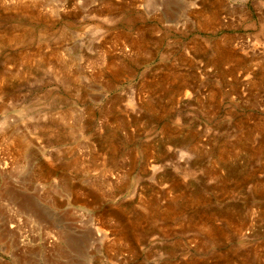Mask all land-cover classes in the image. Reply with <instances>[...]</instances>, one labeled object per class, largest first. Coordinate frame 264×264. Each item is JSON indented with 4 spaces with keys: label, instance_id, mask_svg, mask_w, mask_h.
Listing matches in <instances>:
<instances>
[{
    "label": "rangeland",
    "instance_id": "1",
    "mask_svg": "<svg viewBox=\"0 0 264 264\" xmlns=\"http://www.w3.org/2000/svg\"><path fill=\"white\" fill-rule=\"evenodd\" d=\"M0 264H264V0H0Z\"/></svg>",
    "mask_w": 264,
    "mask_h": 264
},
{
    "label": "bare ground",
    "instance_id": "2",
    "mask_svg": "<svg viewBox=\"0 0 264 264\" xmlns=\"http://www.w3.org/2000/svg\"><path fill=\"white\" fill-rule=\"evenodd\" d=\"M215 14H216V13H215ZM199 15H200V14H199ZM142 44H143V43H142ZM134 45H135V44H134ZM203 46H204V45H203ZM142 47H143V46H142ZM204 47H205V46H204ZM215 48H216V47H215ZM192 49H193V48H192ZM135 50H136V48H135ZM108 61H109V60H108ZM103 62H104V61H103ZM103 62H102V63H103ZM206 63H207V61H206ZM98 65H99V64H98ZM111 66H112V65H111ZM111 66H110V68H112ZM213 66H214V65H213ZM108 67H109V66H108ZM110 68H109V70H110ZM113 68H114V66H113ZM174 69H175V68H174ZM107 71H108V70H107ZM115 71H117V70H115ZM115 71H112L113 74H114ZM171 73H172V72H171ZM182 83H183V82H182ZM155 85H156V83H155ZM185 144H186V143H185Z\"/></svg>",
    "mask_w": 264,
    "mask_h": 264
}]
</instances>
